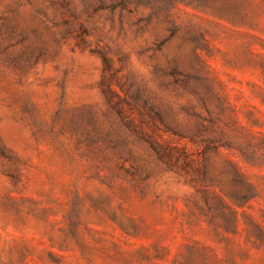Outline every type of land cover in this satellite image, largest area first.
Returning a JSON list of instances; mask_svg holds the SVG:
<instances>
[{
    "label": "rangeland",
    "instance_id": "obj_1",
    "mask_svg": "<svg viewBox=\"0 0 264 264\" xmlns=\"http://www.w3.org/2000/svg\"><path fill=\"white\" fill-rule=\"evenodd\" d=\"M0 264H264V0H0Z\"/></svg>",
    "mask_w": 264,
    "mask_h": 264
}]
</instances>
